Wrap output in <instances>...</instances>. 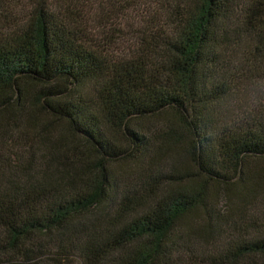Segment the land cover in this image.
<instances>
[{"label":"trees","instance_id":"trees-1","mask_svg":"<svg viewBox=\"0 0 264 264\" xmlns=\"http://www.w3.org/2000/svg\"><path fill=\"white\" fill-rule=\"evenodd\" d=\"M98 1L0 0V264H264V0Z\"/></svg>","mask_w":264,"mask_h":264},{"label":"rangeland","instance_id":"rangeland-1","mask_svg":"<svg viewBox=\"0 0 264 264\" xmlns=\"http://www.w3.org/2000/svg\"><path fill=\"white\" fill-rule=\"evenodd\" d=\"M104 1V0H101ZM106 3L102 4V7H100V1L97 3H94L91 11H89L90 16L93 18V23L97 27H100V25H103L102 23H106L108 21V16L113 15L115 13H122L123 15H120V19H115V24H117L120 28H122L124 32V36L129 40L126 43V46H130L131 43L134 42V39L137 36V26H140L142 23V20L146 18L149 9L148 6H154L157 0H129L130 4H127V0H105ZM109 26V24L107 23ZM260 90V93L257 91H251L250 92V99L257 100V96L262 95L264 96V86ZM147 126L149 128H153V123L149 122L147 123ZM180 127H183L180 125ZM155 128V127H154ZM186 132V131H185ZM187 135V133H186ZM183 166L187 170H194V166L192 161L188 156L184 157V160H182ZM124 166V165H123ZM223 205V204H222Z\"/></svg>","mask_w":264,"mask_h":264}]
</instances>
